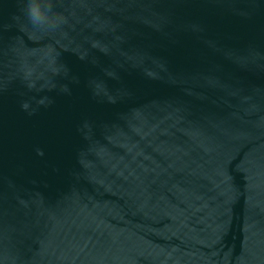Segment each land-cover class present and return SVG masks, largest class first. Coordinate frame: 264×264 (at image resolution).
I'll list each match as a JSON object with an SVG mask.
<instances>
[{"label": "water", "instance_id": "95a60500", "mask_svg": "<svg viewBox=\"0 0 264 264\" xmlns=\"http://www.w3.org/2000/svg\"><path fill=\"white\" fill-rule=\"evenodd\" d=\"M0 264H264V0H0Z\"/></svg>", "mask_w": 264, "mask_h": 264}, {"label": "clouds", "instance_id": "9594fccd", "mask_svg": "<svg viewBox=\"0 0 264 264\" xmlns=\"http://www.w3.org/2000/svg\"><path fill=\"white\" fill-rule=\"evenodd\" d=\"M25 14L33 25L39 26L47 22L46 14L35 2L28 6Z\"/></svg>", "mask_w": 264, "mask_h": 264}]
</instances>
